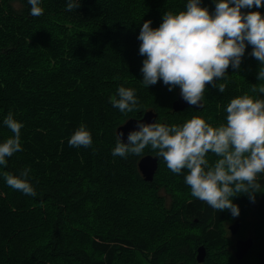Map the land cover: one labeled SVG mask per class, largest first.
<instances>
[{"label":"trees","instance_id":"obj_1","mask_svg":"<svg viewBox=\"0 0 264 264\" xmlns=\"http://www.w3.org/2000/svg\"><path fill=\"white\" fill-rule=\"evenodd\" d=\"M66 3L42 0L43 13L32 16L26 0H0V139L13 135L2 124L9 111L23 123L22 150L0 171L18 175L30 167L37 193L14 189L0 175V264H264V173L254 199L233 198V216L194 197L187 170L174 173L162 158L152 181L143 180L137 164L154 156L150 146L142 157L112 155L115 127L147 111L168 124L193 114L213 126L226 123L230 99L255 98L253 84L264 83L256 79L258 60L247 57L253 45L246 42L239 69H226L224 93L206 82L201 108L174 112L179 86L138 81L144 57L137 36L145 20L158 27L162 13L182 10L185 0H80L72 10ZM201 6L214 12L213 0ZM241 11L264 15V5ZM120 84L136 89L132 112L121 113L109 99ZM82 123L93 143L72 146L68 139ZM236 220V238L254 240L240 261L228 229Z\"/></svg>","mask_w":264,"mask_h":264},{"label":"clouds","instance_id":"obj_2","mask_svg":"<svg viewBox=\"0 0 264 264\" xmlns=\"http://www.w3.org/2000/svg\"><path fill=\"white\" fill-rule=\"evenodd\" d=\"M26 3L30 5V15L43 13L42 0ZM213 3L215 9L210 14L207 7L201 6L202 0H185L180 11L167 8L158 27H152L151 20L143 22L137 36L139 53L144 57L140 68L142 79L138 80L143 86L148 88L158 81L170 91L179 86L189 105L202 107L206 82H212L224 93V82L230 76L226 69L230 64L233 69L241 67L246 42L253 45L250 55L258 60L256 79L264 80V15L260 11H241L253 5L262 6L264 0H213ZM79 6L80 0H67V10ZM253 91L258 93L255 98L248 93L231 98L225 108L226 123L216 126L195 114L180 124L160 119L145 122L136 116V128L127 133L126 143L122 139L124 132L117 131L118 125L113 130L112 155L142 157L150 146L154 150L150 153L162 158L172 172L187 170L185 183L194 197L216 210H230L236 216L239 207L233 198L239 193L254 199L256 189L262 187L260 174L264 173V83L253 84ZM135 93V88L120 84L116 95L109 99L121 113L132 112L138 105ZM2 124L13 133L0 139V166H6L8 158L22 150L23 123L9 111ZM68 143L90 146L92 134L82 123ZM209 152L216 157L212 163L207 157ZM30 172V167H25L18 175L7 171H0V175L12 188L35 196L37 193L28 179Z\"/></svg>","mask_w":264,"mask_h":264},{"label":"water","instance_id":"obj_3","mask_svg":"<svg viewBox=\"0 0 264 264\" xmlns=\"http://www.w3.org/2000/svg\"><path fill=\"white\" fill-rule=\"evenodd\" d=\"M173 107H175L176 110H184L186 108H195L199 109L201 107L189 105L181 96V93L179 92L177 99L173 103ZM142 119L145 122H153L156 119V115L153 112H146ZM136 128V119H130L125 124L119 126L117 128V131H123L124 137L122 138L123 141L127 142V133L130 130H133ZM158 166V158L156 156L147 155L140 159L138 163V169L139 172L145 181H152L153 175L157 169ZM240 227V221H235L231 226H229V230L232 235H235ZM253 246V240L251 238L247 239H237L235 241V251L234 255L235 258L240 261L242 260L250 251V249ZM205 251L203 247H200L197 251L196 260L198 263H201L204 261Z\"/></svg>","mask_w":264,"mask_h":264},{"label":"bare ground","instance_id":"obj_4","mask_svg":"<svg viewBox=\"0 0 264 264\" xmlns=\"http://www.w3.org/2000/svg\"><path fill=\"white\" fill-rule=\"evenodd\" d=\"M179 92H180V91H179ZM178 94H179V93H178ZM177 97H178V96H177ZM176 99H177V98H176ZM176 99H175V100H176ZM173 103H174V102H173ZM173 103H172V111H174V112H180L181 110H176L175 107H173ZM147 112H150V111H147ZM151 112H152V111H151ZM145 113H146V112H145ZM145 113H144V114H145ZM153 113H154V112H153ZM144 114H143V115H144ZM142 117H143V116H142ZM142 117H141V118H142ZM156 118H157V117H156ZM134 119H137V118H134ZM155 120H156V119H155ZM124 124H125V123H124ZM145 156H147V155H145ZM145 156H143V157H145ZM143 157H142V158H143ZM140 159H141V158H140ZM139 161H140V160H139ZM139 161H138V163H139ZM137 165H138V164H137ZM236 221H237V220H236ZM233 223H234V222H233ZM233 223H232V224H233ZM232 224H231V225H232ZM231 225H230V226H231ZM239 228H240V227H239ZM228 229H229V227H228ZM238 230H239V229H238ZM229 231H230V230H229ZM230 233H231V232H230ZM231 235H232V234H231ZM235 235H236V234H235ZM235 235H233V236H235ZM247 238H251V237H247ZM247 238H236L235 241H236L237 239H247ZM251 239H252V238H251ZM252 240H253V239H252ZM235 241H234V251H235ZM253 243H254V240H253ZM199 248H200V247H199ZM199 248H198V249H199ZM234 256H235V255H234Z\"/></svg>","mask_w":264,"mask_h":264},{"label":"rangeland","instance_id":"obj_5","mask_svg":"<svg viewBox=\"0 0 264 264\" xmlns=\"http://www.w3.org/2000/svg\"><path fill=\"white\" fill-rule=\"evenodd\" d=\"M247 57H250V58H252V59H256L255 57H253L252 55H248ZM236 238V236H234V239Z\"/></svg>","mask_w":264,"mask_h":264}]
</instances>
